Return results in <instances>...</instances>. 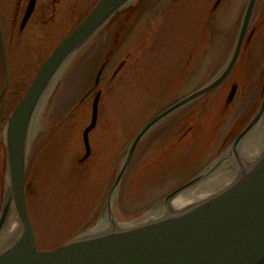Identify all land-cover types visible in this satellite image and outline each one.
Returning <instances> with one entry per match:
<instances>
[{
    "label": "rangeland",
    "instance_id": "374dc122",
    "mask_svg": "<svg viewBox=\"0 0 264 264\" xmlns=\"http://www.w3.org/2000/svg\"><path fill=\"white\" fill-rule=\"evenodd\" d=\"M96 1L38 0L21 28L28 0H0L8 68L0 131L43 62ZM215 3L137 0L71 63L39 125L25 175L27 207L40 249L56 248L94 225L116 182L120 151L125 154L148 121L212 80L224 65L247 0H221L214 9ZM251 33L229 76L210 94L160 122L139 145L120 188L125 214L149 207L202 171L257 110L264 97V0L258 1L246 41ZM4 75L0 46V91ZM233 85L235 94L227 104ZM98 92L97 124L89 133L93 152L85 158L83 131ZM6 155L0 136V208Z\"/></svg>",
    "mask_w": 264,
    "mask_h": 264
},
{
    "label": "water",
    "instance_id": "95a60500",
    "mask_svg": "<svg viewBox=\"0 0 264 264\" xmlns=\"http://www.w3.org/2000/svg\"><path fill=\"white\" fill-rule=\"evenodd\" d=\"M135 1L99 0L49 55L1 129L7 155L0 208V264H264V98L231 149L210 167L141 211L125 214L119 205L121 184L135 148L157 124L205 96L229 74L257 0H249L235 49L218 75L152 118L133 139L97 222L56 248L37 245L24 182L39 125L71 63L121 7ZM35 3L30 0L22 28ZM0 43L5 63L1 99L7 87L1 28ZM100 94L93 103L92 121L84 130L88 152Z\"/></svg>",
    "mask_w": 264,
    "mask_h": 264
},
{
    "label": "flooded vegetation",
    "instance_id": "af4514ba",
    "mask_svg": "<svg viewBox=\"0 0 264 264\" xmlns=\"http://www.w3.org/2000/svg\"><path fill=\"white\" fill-rule=\"evenodd\" d=\"M258 1H259V0H258ZM220 2H221V0H216V3H215V5L213 6V8L215 9V8L217 7L216 4H217V3H220ZM28 3H29V0H28L27 5H26V7H25V9H24V14H25L26 9H27V7H28ZM37 3H38V0H36V5H35V8H34V11H35L36 7L38 6ZM257 6H258V3H257V5H256V7H257ZM255 9H256V8H255ZM34 11H33V13H34ZM33 13L31 14L29 20L31 19ZM24 14H23V17H24ZM83 18H84V16H83ZM83 18H82V19H83ZM22 19H23V18H22ZM82 19H81V20H82ZM29 20H28V21H29ZM27 23H28V22H27ZM252 34H253V33H251V34L249 35L247 41H246V37H245L244 44H243V46H242V50H241L240 56H241V54H242L244 48L246 47V45L250 42L249 39H251V37H252L251 35H252ZM246 35H247V33H246ZM200 40L202 41V36L200 37ZM228 76H229V75H228ZM230 91H231V90H230ZM229 93H230V92H229ZM228 95H229V94H228ZM229 103H230V102H227V104H229ZM142 142H143V140L139 143V145H140ZM139 145L135 148L132 159L134 158V155H135V153L137 152V150H138V148H139ZM92 152H93V150H92V148H91V151L89 152V155H88V156H91ZM121 152H122V153H121ZM123 152H124V151H120L119 162L122 160ZM86 157H87V156H86ZM86 157H85V158H86ZM116 173H118V169H117V168L115 169V172H114V176H115V177H116ZM114 176H113V178H114ZM112 187H113V186H112ZM112 187H111L110 191L112 190Z\"/></svg>",
    "mask_w": 264,
    "mask_h": 264
},
{
    "label": "bare ground",
    "instance_id": "6f19581e",
    "mask_svg": "<svg viewBox=\"0 0 264 264\" xmlns=\"http://www.w3.org/2000/svg\"><path fill=\"white\" fill-rule=\"evenodd\" d=\"M257 3H258V2H257ZM255 8H256V7H255ZM239 57H240V56H239ZM238 59H239V58H238ZM237 61H238V60H237ZM236 63H237V62H236ZM235 65H236V64H235ZM244 125H245V124H244ZM243 127H244V126H243ZM243 127H242V128H243Z\"/></svg>",
    "mask_w": 264,
    "mask_h": 264
}]
</instances>
